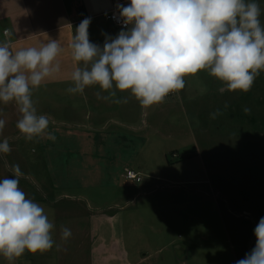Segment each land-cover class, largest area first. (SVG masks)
<instances>
[{
  "label": "rangeland",
  "instance_id": "1",
  "mask_svg": "<svg viewBox=\"0 0 264 264\" xmlns=\"http://www.w3.org/2000/svg\"><path fill=\"white\" fill-rule=\"evenodd\" d=\"M257 3L264 25V0ZM77 19L79 25L85 17ZM94 21L89 39L100 46L105 34L121 31L105 18ZM185 82L150 107L128 92L117 91L126 103L98 98V92L108 95L99 86L83 94L68 93L70 83L56 84L54 92L32 90L38 114L50 123L31 141L16 128L15 103L0 102L6 121L0 142L7 138L11 147L0 153V179L18 164L20 188L44 202L54 223L55 243L44 264L107 263L92 251L97 228L90 219L120 213L132 264H236L255 246L254 229L264 217V71L247 93L221 94V82L206 71ZM217 109L221 114L211 119ZM88 140L94 151L83 169L81 144ZM131 170L141 183L126 178ZM62 227L71 230L67 240Z\"/></svg>",
  "mask_w": 264,
  "mask_h": 264
},
{
  "label": "clouds",
  "instance_id": "2",
  "mask_svg": "<svg viewBox=\"0 0 264 264\" xmlns=\"http://www.w3.org/2000/svg\"><path fill=\"white\" fill-rule=\"evenodd\" d=\"M123 27L115 36L105 34L103 46L89 39L91 18L75 29L68 47L77 67L66 91L83 94L99 86L108 95L98 98L126 103L117 91L128 92L142 106L164 102L185 88V77L206 71L221 82L218 91L247 93L264 71V25L257 0H130L117 4ZM0 42V102L15 103L20 113L16 128L31 141L45 135L46 115L38 114L32 99L48 78L60 72L57 57L63 51L57 39L39 47L14 49V32L3 30ZM227 107V105H225ZM245 113L250 112L244 108ZM219 109L210 113L215 119ZM6 121L0 118V133ZM47 138L55 140L48 133ZM11 152L9 140L0 142V153ZM11 177L0 179V256L8 264L24 253L46 252L55 241L54 223L38 202L20 188L24 176L18 164ZM67 240L71 230L62 227ZM255 246L236 264H264V217L254 229Z\"/></svg>",
  "mask_w": 264,
  "mask_h": 264
},
{
  "label": "crops",
  "instance_id": "3",
  "mask_svg": "<svg viewBox=\"0 0 264 264\" xmlns=\"http://www.w3.org/2000/svg\"><path fill=\"white\" fill-rule=\"evenodd\" d=\"M127 1L82 0L83 15L85 18H91V21L98 19L94 23L100 25L99 21L113 10L115 4L121 3L125 5ZM78 22L77 16L68 12L65 0H0V42L4 40L3 30L10 29L14 32L12 42L14 49L29 46L39 47L42 43H47L49 38L57 39L63 48V51L57 57V61L60 63V72L48 78L38 89H33L35 92L44 90L54 92V86L59 83H70L66 87L73 86L71 73L77 67V63L72 59L71 49L68 44L75 34ZM93 143L94 141L90 142L88 140L81 144L84 149L80 153L83 159L80 167L83 169H87L89 166L90 158L88 156L94 151ZM51 184L54 192L51 195L55 197V190L58 187L53 183ZM76 199L80 200V198ZM34 201L43 202L37 199ZM43 203L42 205L44 206L46 203ZM124 218V214L120 213L113 218L93 217L90 219V224H93L94 229L97 228V233H93L92 251L94 255L101 257V260H105L107 262L105 264H132L125 243ZM36 253V256H33L26 251L14 264H34L36 263L35 261L39 262L38 264L40 262L44 264L45 261L43 259H46V252ZM52 255L53 252L49 254V257H52ZM115 259H117L116 262H114ZM0 264H8V261L0 256Z\"/></svg>",
  "mask_w": 264,
  "mask_h": 264
},
{
  "label": "built area",
  "instance_id": "4",
  "mask_svg": "<svg viewBox=\"0 0 264 264\" xmlns=\"http://www.w3.org/2000/svg\"><path fill=\"white\" fill-rule=\"evenodd\" d=\"M128 3H130V0H128L125 5H127ZM117 4L114 5V8L112 11H110L109 13H107L105 15V20L107 22H110L111 24H113L116 28L122 29L123 25L121 22H119V13H118L117 8H116ZM119 4H121V3H119ZM172 95H174V93H171L168 96H172ZM126 178L129 181H133V182H136L138 184L142 182V178L140 177V175L133 172V171L127 172Z\"/></svg>",
  "mask_w": 264,
  "mask_h": 264
},
{
  "label": "trees",
  "instance_id": "5",
  "mask_svg": "<svg viewBox=\"0 0 264 264\" xmlns=\"http://www.w3.org/2000/svg\"><path fill=\"white\" fill-rule=\"evenodd\" d=\"M65 4L67 6L68 12L71 15H82L84 14V7L82 0H65ZM261 122L264 124V118H262Z\"/></svg>",
  "mask_w": 264,
  "mask_h": 264
}]
</instances>
